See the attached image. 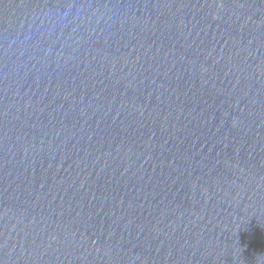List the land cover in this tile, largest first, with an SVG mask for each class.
Instances as JSON below:
<instances>
[{
    "label": "water",
    "instance_id": "water-1",
    "mask_svg": "<svg viewBox=\"0 0 264 264\" xmlns=\"http://www.w3.org/2000/svg\"><path fill=\"white\" fill-rule=\"evenodd\" d=\"M0 264H264V0H0Z\"/></svg>",
    "mask_w": 264,
    "mask_h": 264
}]
</instances>
